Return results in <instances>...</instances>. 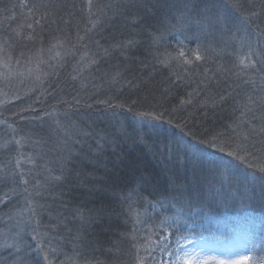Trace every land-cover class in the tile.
<instances>
[{
  "label": "snow or ice",
  "instance_id": "1",
  "mask_svg": "<svg viewBox=\"0 0 264 264\" xmlns=\"http://www.w3.org/2000/svg\"><path fill=\"white\" fill-rule=\"evenodd\" d=\"M149 4L150 0H117L116 3L94 6L93 0H87L90 17L95 19H89L91 27L86 29L84 35L77 32L76 43L67 37L63 40L57 38L55 42L49 41L46 50L43 47L37 50L35 59L28 58L27 67H12L11 56L6 55L0 58V68L3 69L0 71V80L8 86H11L14 79H19L21 83L25 79H31L35 84H42L46 77L57 74L55 70L63 67L68 57L74 58L77 52L85 49L74 65L76 75L71 79L75 81L78 76L81 77V88H86V78L81 74L85 69H93L103 84L110 88L116 87L118 92L123 93L125 90H138L145 83L142 77L130 75L133 72L130 65L137 63L130 53L143 43L136 39L138 35L147 36L149 49H158L167 36L175 38L176 35H182L184 39L177 41V48L178 57L183 58L184 64L191 63L185 57V40L197 44L196 49L189 50L197 61L205 58L201 49L205 54L213 52L220 56L235 42L238 47L234 51H227V55L234 58L232 67L218 65L217 73L212 76L205 70L202 78L196 81V89L187 93L188 99H180L177 107L169 110L158 101L150 110L137 112L136 116L150 128H156L157 124L153 122L164 121L167 116V123L174 125L180 132L177 140L180 143L185 137L195 138L189 128L192 114L188 113L185 117L184 113L188 106H193L196 97L213 86L220 87L221 84L235 91V96H232V92L219 95L221 105L229 98L233 99L227 122L219 128L205 129L197 144L192 146L195 158L208 165L206 171L212 176V179L207 180L208 195H204L199 189L185 195L177 187L178 195L164 196L163 199L149 203L156 209L157 205L165 207L167 201L175 209L173 215L164 216L158 225L165 232L171 230L177 235V248L174 253L168 252L169 256H176L173 264H181V261L182 264H239V261H243V264H264V256L256 255L258 249L264 251V231L259 241L244 238L243 255L229 247L206 251L202 245L197 250L196 247L188 249L181 243H192L190 237L199 234L197 229L203 227L200 221L207 218L211 223L206 209H211L214 205L258 202L264 207V0H261V7L258 9L251 3L246 5L243 0H165V4L159 6H166V10L159 17L151 11ZM21 7L27 9L35 25L43 30L47 25L41 22L47 20L50 8L54 5L45 3L44 0H35L33 3L22 0ZM94 7L95 12L92 11ZM156 7L157 4L151 5V8ZM109 10L115 13L113 19L123 16L133 28H140L141 32L130 34L127 38L123 34L118 38L102 37L104 44L89 37L88 33L98 27L103 29L102 17ZM26 27L32 31L25 39L33 42L39 39L43 45V31L36 33L33 23H27ZM90 43L95 50L89 46ZM245 47L247 51H244ZM58 48L63 51H57ZM45 51L48 59L43 57ZM162 55L163 58L157 52L153 58L164 66L176 59L171 53L165 52ZM16 63L19 65L20 61L17 60ZM33 63L34 67L31 66ZM139 63L144 68L148 67L144 61ZM257 75L259 82L253 78ZM232 78L236 82L235 87L229 83ZM95 79L94 77L93 81ZM177 81H182V77L177 75L176 81H172L171 85L179 87ZM242 86H248L250 93L242 95L236 91ZM92 87L97 88L98 85L93 82ZM171 90V86L165 87L161 97L166 99L171 95ZM257 94L259 100L254 99ZM97 102L113 109L124 107L123 104L114 105L112 98ZM62 103L68 106V110L59 112L54 108L44 114L53 121L52 134L44 135L41 128L21 136L15 140V144L30 142L33 146L32 153L16 159L15 167L11 170L8 165H0V190L8 189L7 192L0 191V251L7 253L12 264H56L63 244H76L83 239L81 234L86 231L85 225L95 227L103 219L102 207L85 211L83 205L73 206L71 193L88 178V174L83 171L84 164L91 165L94 170L99 167L108 170L109 161L104 159L105 153L109 148L114 151L118 143L109 134L88 130L93 127L91 122L85 127L82 122L73 119L74 115H79L71 111L81 103L79 92L73 96L72 101L64 100ZM216 106L214 102L212 109ZM200 107L205 109L204 115L207 117V105ZM157 108L162 110L157 111ZM129 111H132V107H129ZM112 115H116L115 111ZM167 150L168 146L165 145V151ZM216 153L223 154V157L220 160L214 159ZM22 160L30 165L27 171L21 166ZM233 161L244 165L243 180L235 181V186L229 183L225 187L223 180L217 178L224 174L222 169L231 172L236 167ZM217 183L219 187L216 186ZM18 189L22 191L18 192ZM21 196L23 204H20ZM122 199L131 201L132 196H124ZM129 211L135 214L132 203H129ZM45 219L47 223H42ZM140 222L137 217L136 223ZM76 224L79 227L73 232L71 226ZM216 239L223 237L217 236ZM161 240L165 241L164 249H167L168 237L162 236ZM236 256L239 261L233 258Z\"/></svg>",
  "mask_w": 264,
  "mask_h": 264
},
{
  "label": "trees",
  "instance_id": "2",
  "mask_svg": "<svg viewBox=\"0 0 264 264\" xmlns=\"http://www.w3.org/2000/svg\"><path fill=\"white\" fill-rule=\"evenodd\" d=\"M26 2L33 3L35 0H26ZM44 2L54 7L50 8L47 20L41 22L47 25L42 30L40 26L35 25L27 9L21 7L22 0H0V58L11 56L12 67L29 66L28 58L35 59L37 50L41 47L46 50L49 41L55 42L57 38L63 40L67 37L76 43L77 32L84 35L86 29L91 27L89 19H95L90 17L87 0H44ZM116 2L117 0H93V5L101 6ZM243 2L246 5L251 3L257 9L261 7V0H243ZM152 4H157V7L151 8ZM162 4H165V0H150L149 7L156 17L161 16L166 10V6H159ZM92 11L95 12L96 7ZM114 15V11H107L106 16L102 17L103 29L98 27L92 33H88V36L104 44L102 37L118 38L123 34L127 38L130 34L141 32L140 28H133L125 17L118 16L113 19ZM27 23H33L36 33L43 31L45 37L43 45L39 39L35 42L25 39L32 31L27 29ZM136 39L143 43L130 53L137 60V63L130 65L133 69L130 75L145 80L138 90L131 89L120 93L116 87L110 88L103 84L93 69H85L81 74L86 78L87 84L86 88H81V77L78 76L75 81L71 77L76 75L73 71L74 65L85 49L77 52L74 58L68 57L64 66L55 70L57 74L46 77L42 84H35L30 79L29 84L33 85V89L25 94L22 92L23 95L13 101L4 100V96L11 88L0 80V165H8L11 170L15 167L16 159L32 153L33 146L30 142L22 141L21 145H16L15 140L41 128L44 135L52 134L53 121L44 114L53 111L54 108L59 112L68 110V106L62 101H72L77 92L81 103L71 109L72 112L79 114L74 115L73 119L82 122L85 127L91 122L93 127L88 130L109 134L110 138L114 137L118 143L114 151L109 148L105 153L104 159L109 161L108 170L105 171L103 167L94 170L91 165L84 164L83 171L88 174V178L82 186L76 187L71 193L73 206L83 205L85 211L102 207L103 219L95 227L85 225L86 231L81 234L83 239L76 244H63L60 255L56 258V264H60L61 261L63 264H161L165 257L169 256L168 252L174 253L177 235L171 230L165 232L158 225L164 216L173 215L175 209L167 201L165 207L157 205L156 209H153L149 201L163 199L164 196H176L177 187H180L185 195L189 192L195 193L197 189L208 195L207 180L212 179V176L206 171L208 165L195 158L192 146L197 144L205 129L219 128L227 122L233 107V99L229 98L221 105L219 95L232 92V96H235V91L221 84L220 87L213 86L202 92L200 97H196L193 106H188L187 112L184 113L185 117L188 113L192 114L189 118V128L195 134V138L185 137L180 143H177L180 132L174 125L167 123V116L164 121L153 122L157 124L156 128H150L139 120L136 113L150 110L158 101L169 110L177 107L180 99H188L187 93L196 89V81L202 78L205 70L209 76H212L217 73L218 65L232 67L234 58L227 55V51H234L238 45L233 42L232 46L220 56L213 52L205 54L201 49V54L205 58L197 61L195 55L189 51L196 49L197 44L185 40V57L191 63L184 64L183 58L178 57L177 48V41L184 39L182 35H176L175 38L167 36L158 49H149L150 42L146 35H138ZM89 46L95 50L94 45L90 43ZM56 50L63 51L59 48ZM244 51H247L246 47ZM157 52L161 54V58H163L162 54L167 52L176 59L170 61L168 66L158 64L153 58ZM43 57L48 59L47 51L43 53ZM17 60L20 61L19 65L16 63ZM139 61H144L148 67H142ZM31 66L34 67L35 64ZM177 75L182 77V81L176 82L179 87L171 85L172 81H176ZM94 77L96 79L93 81ZM253 78L259 82L258 75ZM93 82L98 85L97 88L92 87ZM229 83L235 87L234 78L230 79ZM169 86L172 89L171 95L163 99L161 93ZM236 91L243 95L245 92L250 93V88L242 86ZM108 98H112L114 105L123 104L124 107L113 109L97 102ZM254 99L259 100V95L257 94ZM214 102L217 106L213 110ZM200 105H207V117L204 115L205 109ZM129 107H132V111H129ZM160 110L162 109L157 108V111ZM113 111L116 113L115 116L112 115ZM40 117L43 119H37ZM165 145L168 146L167 151ZM222 157L221 153L213 156L216 160ZM225 159L230 158L225 157ZM233 163L236 167L231 172L222 169L224 174L217 178L223 180L225 187L229 183L235 186V181L243 180L244 165L235 161ZM21 166L24 171L30 167L26 160H22ZM216 186L219 187V184L217 183ZM0 191L7 192L8 189L4 188ZM128 195L132 196L131 201L122 199ZM129 203H132L135 214L129 211ZM20 204H23L22 196ZM206 215L211 217V223L207 218L200 221L203 227L197 229L199 234L193 236L210 241L216 240L217 236L229 238L237 233L239 227L248 223L251 232L257 231L254 232L253 237L259 241L264 231V223H262L264 207L258 202L217 204L211 209H206ZM137 217L140 223H136ZM42 223H47V220ZM71 227L75 232L79 224ZM162 236L168 237L167 249H164L165 241L161 240ZM256 255L264 256V251L258 249ZM0 264H12L6 252L0 251Z\"/></svg>",
  "mask_w": 264,
  "mask_h": 264
},
{
  "label": "rangeland",
  "instance_id": "3",
  "mask_svg": "<svg viewBox=\"0 0 264 264\" xmlns=\"http://www.w3.org/2000/svg\"><path fill=\"white\" fill-rule=\"evenodd\" d=\"M0 71H3V69L0 68ZM29 83H30V79H25L23 83H21L19 79L12 80L11 86H10L11 89H9V91L4 96L5 98L4 100L13 101L17 98H20L23 95L22 92H24V94L28 93L30 90L33 89V85ZM255 231L251 232L249 224L245 223V226L239 227L236 230L237 233H235V235L229 238L223 237V239H220V240L216 239L214 241H210V240H207L206 238L192 236L190 237L192 243H185L183 241L181 243L184 244V246L188 249H192L193 247H196L197 250H199V246L202 245L205 247L206 251H215V250L220 249L221 247H229V248H232L234 251L239 252L241 255H243L245 254L244 248H243L244 238L245 237L254 238L253 235L255 234L254 233ZM176 248H177V244L175 245V249ZM233 258L239 261L238 256L233 257ZM175 259H176L175 254L172 256H167L165 257V260L161 264H173V261ZM181 264H182V261H181ZM239 264H243V261H239Z\"/></svg>",
  "mask_w": 264,
  "mask_h": 264
}]
</instances>
